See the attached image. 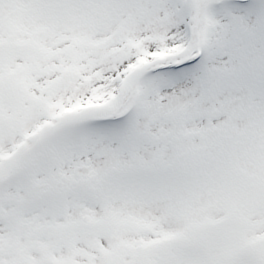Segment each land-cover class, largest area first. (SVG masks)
I'll list each match as a JSON object with an SVG mask.
<instances>
[{"label":"snow or ice","instance_id":"obj_1","mask_svg":"<svg viewBox=\"0 0 264 264\" xmlns=\"http://www.w3.org/2000/svg\"><path fill=\"white\" fill-rule=\"evenodd\" d=\"M0 264H264V0H0Z\"/></svg>","mask_w":264,"mask_h":264}]
</instances>
